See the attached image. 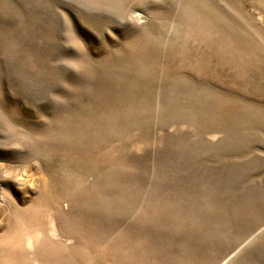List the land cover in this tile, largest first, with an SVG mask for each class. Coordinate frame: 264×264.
Instances as JSON below:
<instances>
[{"label": "rangeland", "instance_id": "obj_1", "mask_svg": "<svg viewBox=\"0 0 264 264\" xmlns=\"http://www.w3.org/2000/svg\"><path fill=\"white\" fill-rule=\"evenodd\" d=\"M264 264V0H0V264Z\"/></svg>", "mask_w": 264, "mask_h": 264}, {"label": "bare ground", "instance_id": "obj_2", "mask_svg": "<svg viewBox=\"0 0 264 264\" xmlns=\"http://www.w3.org/2000/svg\"><path fill=\"white\" fill-rule=\"evenodd\" d=\"M91 264H103V263L98 259H94Z\"/></svg>", "mask_w": 264, "mask_h": 264}]
</instances>
